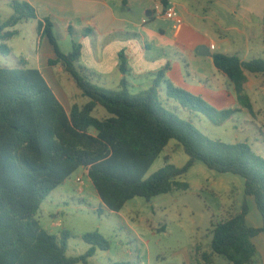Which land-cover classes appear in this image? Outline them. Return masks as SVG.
I'll return each instance as SVG.
<instances>
[{
	"label": "trees",
	"instance_id": "trees-1",
	"mask_svg": "<svg viewBox=\"0 0 264 264\" xmlns=\"http://www.w3.org/2000/svg\"><path fill=\"white\" fill-rule=\"evenodd\" d=\"M8 3L13 14L0 21V54L12 56L7 43L18 35L19 24L37 22L38 33L55 50L56 59L49 65H61L89 102L75 104L68 112L27 59L0 65V264H90L98 251H109L110 242L96 232L83 237L91 246L85 254L70 257L71 234L63 231L52 236L36 219L42 203L78 170L88 171L102 204L119 213L136 197L150 201L175 189L187 191L189 186L181 179L196 163L245 181L241 210L212 226L211 255L222 256L230 264H259L253 240L264 234V159L246 143L210 140L169 107L174 103L184 111L201 113L215 125L238 110L210 108L201 97L168 83L166 70L146 92L132 94L125 81L118 91L101 88L95 74L80 65L81 45L74 43L70 53H62L50 19L40 20L36 8L27 2ZM162 3L167 7V0ZM213 63L233 86L238 105L254 114L245 85L249 75L264 76V60L241 61L217 54ZM126 66L121 54L123 74ZM164 80L165 98L161 95ZM99 107L107 112L104 118L93 115ZM171 141L182 147L189 162L180 168L166 164L146 179ZM248 199L261 216L259 228L248 224ZM211 255L203 253V262L213 264Z\"/></svg>",
	"mask_w": 264,
	"mask_h": 264
},
{
	"label": "rangeland",
	"instance_id": "rangeland-1",
	"mask_svg": "<svg viewBox=\"0 0 264 264\" xmlns=\"http://www.w3.org/2000/svg\"><path fill=\"white\" fill-rule=\"evenodd\" d=\"M129 1L131 12L123 9L119 4L118 13L125 14L137 22L145 21L147 24L150 19L147 17L146 11L161 4L160 0ZM231 1L243 8L238 13L240 20L243 21L238 22L239 18L234 17L231 18L232 23L242 27L247 26L251 17L254 24H258L261 20L260 15L263 14L264 25V0ZM177 2L187 3L192 14L201 17L212 15V7L204 10L201 5H195L193 0H177ZM115 3L116 1L113 4ZM201 3L203 6L205 1L201 0ZM12 14L13 11L8 1L0 0V21L7 20ZM212 20L208 21V24H196L195 19L188 16L184 18L186 23L192 24L197 30H207L209 34L213 30L219 33L220 27ZM149 23L154 25V28H171L173 26L169 19L158 18ZM15 30L18 31V35L8 43L12 48V56L7 58L0 54V65H14L17 58L24 56L30 60V67L36 66L37 51L40 50L41 40L35 21L23 22ZM64 34H57L58 46L62 52L68 53L73 46V40L67 36L63 38ZM262 49V52L259 49L254 55H249L251 57L248 58V61L264 60V42ZM220 74L224 76L223 73L220 72ZM67 75L63 74L58 85L64 88L66 93L71 91V93L80 94L75 99L79 105L89 102L88 98L81 96L77 86ZM101 88L120 90L116 89L114 84ZM246 89L254 106V114H250L238 105L235 94V103L241 110H238L231 119L220 125H215L209 117L201 113L184 111L174 103H171L169 108L176 111L181 119L191 121L194 128L210 140L231 145L246 143L253 154L264 159V76L249 75ZM202 99L210 108L222 111L212 106L204 97ZM106 114L107 112L99 107L93 115L100 119ZM188 162L189 157L182 147L178 146L175 141H171L150 168L146 179L162 167L164 168L166 164L180 168ZM181 181L188 184L187 191L175 189L167 195H159L150 201L136 197L129 201L119 213H116L108 210L102 204L91 179L82 168L42 203L36 219L40 222V226L52 236H60L63 231L71 234L68 247L70 257L81 256L91 247L83 239L87 234L97 232L107 239L111 244L109 251H98L94 258L89 260L90 264L122 262L206 264L197 252L199 249L206 253L209 252L213 224L221 223L225 217L233 214L236 208L241 210L245 181L241 177L230 175V173L220 174L210 171L202 163H196ZM248 203L251 220L253 214L258 213L251 199H248ZM257 259L260 260L258 255ZM212 261L216 264H230L224 257L217 255H214Z\"/></svg>",
	"mask_w": 264,
	"mask_h": 264
},
{
	"label": "crops",
	"instance_id": "crops-1",
	"mask_svg": "<svg viewBox=\"0 0 264 264\" xmlns=\"http://www.w3.org/2000/svg\"><path fill=\"white\" fill-rule=\"evenodd\" d=\"M14 1L31 4L36 8L40 20L50 19L55 26V32L65 33L63 38L71 37L73 45L74 43L81 45L80 65L95 74V82L100 87L114 84L116 89H120L121 83L125 81L132 94L151 89L158 74L166 70L164 72L165 80L174 87L181 89L184 87L188 93L204 97L219 110L231 108L241 110L235 103L233 86L225 74L223 73L224 76H221L220 71L216 69L213 56L221 54L235 56L241 61H248V58L251 57L249 55H254L259 49L260 52L263 50V14L260 15V23H255L256 25L251 17L248 20L249 25L243 27L236 25L231 22V18H239L238 13L243 8L241 5H235L231 0H203L205 1L203 6L201 0H193L195 5H201L204 10L212 7V15L203 17L192 14L189 5L185 2L178 3L177 0H167V7L181 14L183 21L185 16H188L195 19L196 24H208V21L214 18L212 21L220 27V32L217 33L213 30L210 34L207 30H197L192 24L185 21L180 27L170 21L173 25L171 28H154L155 26L149 22L158 18L168 19L155 17L153 7L146 11L150 25L145 21L137 22L125 14H119L117 9L118 6L120 7L119 4L123 9L131 12L129 0ZM115 1L116 3L113 4ZM159 3L163 4L162 0ZM250 14L252 15V13ZM242 21L239 18L238 22ZM35 24L37 25V22ZM87 30L90 31L85 34ZM39 36L41 44L40 50L37 51V65L31 67L42 73L53 89L54 95L68 112L75 104L78 106L87 104L88 102L79 105L75 99L80 94L71 93V91H68L67 94L65 89L58 85L60 78L66 73L61 65H49L50 60L56 59L55 50L48 38L42 34ZM10 49L12 52L11 47ZM70 49L72 51V47ZM62 53L68 54L67 52ZM121 54L127 63L125 74L121 71ZM21 57L27 59L31 64L27 57ZM165 80L161 84L163 98H165L167 90ZM108 90L110 89L108 88ZM245 91H247L246 85ZM105 116L103 115L102 118ZM86 172L88 174V171ZM237 209L233 213H237L239 211ZM247 221L250 227L259 228L262 226L259 213L253 214L250 220L248 212ZM253 243L258 250L259 264H264V234L255 238ZM203 253L211 255V245L208 253L198 250L197 254L201 259ZM213 257L214 255H211V260ZM212 263L216 264L213 261Z\"/></svg>",
	"mask_w": 264,
	"mask_h": 264
},
{
	"label": "built area",
	"instance_id": "built-area-1",
	"mask_svg": "<svg viewBox=\"0 0 264 264\" xmlns=\"http://www.w3.org/2000/svg\"><path fill=\"white\" fill-rule=\"evenodd\" d=\"M153 15L155 17H164L169 19V21L174 22L177 27L182 26L184 23L183 18L177 11L170 9L169 7H165L164 4L156 5L153 9ZM78 182H80V180H78Z\"/></svg>",
	"mask_w": 264,
	"mask_h": 264
}]
</instances>
